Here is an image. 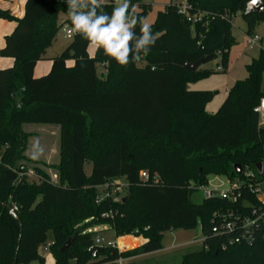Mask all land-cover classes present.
<instances>
[{
  "label": "trees",
  "instance_id": "obj_1",
  "mask_svg": "<svg viewBox=\"0 0 264 264\" xmlns=\"http://www.w3.org/2000/svg\"><path fill=\"white\" fill-rule=\"evenodd\" d=\"M107 1L103 10L111 13L113 0ZM186 1L197 21H188L175 4L165 5L150 24L159 37L139 63L120 66L102 49L90 57L88 42L73 34L49 58L50 69L40 77L33 76L34 65L44 59L58 29L71 26L69 17L58 22L67 5L64 0H26L20 18L0 8V19L15 23L0 48L1 57L14 61L0 68V264H12L15 255L16 264H43L38 248L47 242L48 231L53 239L47 248L55 264H111L119 257L160 250L164 232L197 222L203 244L177 264H264V222L254 227L251 244L231 242L236 231L213 232L214 212L250 208L257 204L252 194L243 191L233 202L191 200L209 175L233 179L238 176L233 165L242 170L261 160L264 129H257L254 108L264 96V50L245 65L246 77L232 84L212 114L205 107L214 93L190 90L187 84L214 71L185 68L203 58V64L219 59L218 71L226 70L230 18L243 16L251 0ZM132 3L144 19L148 5ZM243 19L250 34L264 16ZM97 65L104 72L98 74ZM25 123L59 126L56 165L25 156ZM85 164L91 166L89 174ZM49 168L58 173L55 181ZM28 170L35 181L26 175ZM141 170L159 181H141ZM114 180L123 181L129 198L97 201L101 186ZM5 205L16 206L21 229ZM97 225H108L115 237L144 241L122 252L106 246L93 252L89 248L96 232L88 227ZM68 239L70 245L62 252Z\"/></svg>",
  "mask_w": 264,
  "mask_h": 264
},
{
  "label": "rangeland",
  "instance_id": "obj_2",
  "mask_svg": "<svg viewBox=\"0 0 264 264\" xmlns=\"http://www.w3.org/2000/svg\"><path fill=\"white\" fill-rule=\"evenodd\" d=\"M142 3L148 5L147 15L143 20L152 24L157 11L162 10L165 5L173 3L172 0H141ZM68 18L67 13L60 12L58 14V22L65 21ZM68 24H63L60 27L52 40L51 45L46 49L45 57H53L60 53L62 49L69 43L70 37H66L63 28H66ZM230 27L232 34V45L230 47L228 57H227V67L225 71H218L219 59L212 60L203 65L201 69L212 70L214 73L200 78L194 82H189L187 88L190 90H208L214 93L213 97L205 107L207 114L214 113L218 107L221 105L223 100L226 97L227 91L232 86V84L239 79L246 77L245 65L251 61L253 58H257L261 50H264V19L256 20L251 26L250 31L246 33L247 26L243 19V16L239 13L231 16L230 18ZM248 35H257L260 40L252 45L248 46L246 43V38ZM103 71L100 66L97 65V73L101 74ZM261 87L264 88V73L261 75ZM57 128L55 124H35L27 123L23 125V130L25 132H32V137L28 139V151L27 156L32 158L33 155V146L38 145V148L41 149L43 141L47 139L48 134L53 135L54 133L50 132L49 129ZM55 140H58V136L55 137ZM42 150V154L39 155L37 159L40 161H45L44 163L48 165H56L59 161L58 155H54L52 159L46 160L45 150ZM91 166L89 164L84 165V170L86 173H89ZM50 173V177L57 175L58 173L52 169H46ZM219 180L225 181L226 178L223 175H218ZM32 181H35V177L28 176ZM209 183L215 184L217 181L214 179V175H209ZM119 182L123 183L122 180ZM124 184V183H123ZM126 193L125 187L122 188L119 196H124ZM260 198L264 199V192L259 194ZM203 199V194L200 190L196 191L191 195V200L195 203L201 202ZM91 227H88V229ZM107 239L113 240L115 237L112 231L107 232ZM47 242L45 243L46 249H41V253H45L44 261L45 264H50V259L53 264L55 261L52 258L47 249L49 241L52 240V233L48 231L47 233ZM202 232L197 222L192 228H178L174 230H169L164 232L161 238L162 248L160 250L151 252L146 255L138 256L129 262H124L122 264H177L180 262L182 256L192 250H197L202 245ZM118 246L123 250L133 249L134 242L130 238H122L118 241ZM33 264H37L36 262ZM118 264V263H111Z\"/></svg>",
  "mask_w": 264,
  "mask_h": 264
},
{
  "label": "built area",
  "instance_id": "obj_3",
  "mask_svg": "<svg viewBox=\"0 0 264 264\" xmlns=\"http://www.w3.org/2000/svg\"><path fill=\"white\" fill-rule=\"evenodd\" d=\"M175 4L178 13L185 16L186 19L190 22H195L199 18L198 15H190L187 11L189 8L186 0H172ZM103 2H109L103 0ZM71 26L68 25L66 28H63L65 36L71 37L73 34L70 33ZM260 38L257 35H248L246 38V43L248 46L256 44ZM219 69V67H217ZM254 112L257 115V129H264V96L260 97L258 103L254 108ZM261 163L260 172L255 167L244 166L241 170V173L233 179L227 177L225 181L219 180L218 175H214V179L217 181L215 184H210L209 180L203 185L198 186L203 194V199H214V198H224L230 202H233L241 193L249 192L257 200V204L246 209L234 210L232 207L226 209L225 211H218L213 213V232L224 233V232H233L236 231V236L231 242L239 243L243 242L245 244H251L253 241V230L254 227L259 225L260 222H264V199L260 198L259 194L264 192V148H262L261 160L258 161ZM27 176H33L34 174L31 170H28L26 173ZM139 179L141 181L147 182L151 181L152 183H157L158 177L149 176L147 171L141 170L139 172ZM125 187V184L119 182V180H114L111 182L105 183L101 186V193L97 196V201L113 196L115 199H120V192L122 188ZM245 207L248 205L244 203ZM13 211L16 210V206L11 207ZM243 210V211H242ZM103 216V215H102ZM111 247L116 248L118 251H123L118 246V243L114 241L105 240L100 237L94 238L93 246L89 248L93 249L94 247ZM116 263L122 264L123 258L119 257L115 260Z\"/></svg>",
  "mask_w": 264,
  "mask_h": 264
},
{
  "label": "clouds",
  "instance_id": "obj_4",
  "mask_svg": "<svg viewBox=\"0 0 264 264\" xmlns=\"http://www.w3.org/2000/svg\"><path fill=\"white\" fill-rule=\"evenodd\" d=\"M64 3L71 23L70 33L80 35L94 51L102 49L104 55L120 66L139 63L159 37L139 17L132 0H113L111 13L103 10V0H64ZM40 154L42 150L34 145L32 158Z\"/></svg>",
  "mask_w": 264,
  "mask_h": 264
},
{
  "label": "crops",
  "instance_id": "obj_5",
  "mask_svg": "<svg viewBox=\"0 0 264 264\" xmlns=\"http://www.w3.org/2000/svg\"><path fill=\"white\" fill-rule=\"evenodd\" d=\"M25 1L26 0H0V8L8 10L10 12V14L13 15L14 17L20 18L24 12ZM14 26H15L14 22H10V21L0 19V48L3 46V37L6 34L10 33ZM45 52H46V50H45ZM87 53L90 57H93L95 51L93 49L87 47ZM49 58L45 57V53H44V59L36 62V64L34 65V68H33V72H32L34 77L44 76L45 74L47 75V72L49 71L50 66H51V61L49 60ZM13 64H14V61L12 58H6V57L0 56V68L11 67ZM72 64H73L72 60L66 61L67 66H71ZM100 67H101L102 71L104 72L103 67L102 66H100ZM25 124H27V123H25ZM23 125L24 124L21 125L22 130H23ZM49 131L54 133V134L53 135L48 134L49 137H47V139L45 141H43V145L41 148V149L45 150L44 154L46 155L45 156L46 160L52 159L55 154L58 155V157H59V126L57 125V128L54 127L52 129H49ZM25 133L29 134L28 139L32 137V132H25ZM56 136H58V140H55ZM27 151H28V140H27V145H26V149L24 152L25 156H27V153H26ZM27 158L40 161L37 158L33 159L29 156H27ZM41 162H43V161H41ZM87 174H89V173H87ZM52 180L53 181L56 180V175L52 176ZM88 231H94V232H96L97 237L103 238L105 240L113 241V240L107 239V236H106L107 232L112 231L108 225H97V226L89 228ZM113 235H114V233H113ZM122 238H130L134 242V246L132 248L139 246L144 241L142 239V237L138 238V237H134L132 235H125V236L115 237V240H116L115 243H118V241ZM49 243H51V240L49 241ZM41 249H43V250L46 249L45 244L38 248V253L43 258V264H45L44 257H46V256H45V253L40 252ZM126 250H128V249H126ZM123 251H125V250H123ZM144 255H146V254H144ZM139 256H142V255H139ZM137 257L138 256L125 258V259H123V263L129 262V261H131ZM35 262L37 264H39L37 261H33L29 264H33ZM49 263L53 264L51 259H50ZM113 263H116V261H114Z\"/></svg>",
  "mask_w": 264,
  "mask_h": 264
},
{
  "label": "water",
  "instance_id": "obj_6",
  "mask_svg": "<svg viewBox=\"0 0 264 264\" xmlns=\"http://www.w3.org/2000/svg\"><path fill=\"white\" fill-rule=\"evenodd\" d=\"M249 14H257V15H262L264 16V3H262L261 0H255V2H253V0L249 1L246 3L245 8H244V12H243V16L244 15H249ZM203 58L199 59L198 61L194 62V63H187L185 64V68L187 70H197L201 65H203ZM255 167L257 168V170L260 172L261 170V163L257 162L255 164ZM233 169L237 174L241 173L240 170V166L238 164L233 165ZM129 198V194H125L124 196L121 197V202H125L127 199ZM6 208L9 210V212L13 215V217L17 220L19 228L21 229L22 225H21V221L19 220V218L17 217V215L14 213V211L12 210V208L9 205H5ZM20 235L18 238V244L20 241ZM70 245V239H68L63 246L61 247V251H65V249ZM98 249V247H94L93 248V252H95ZM18 251V245L16 248V253ZM12 264H16V255L13 259Z\"/></svg>",
  "mask_w": 264,
  "mask_h": 264
},
{
  "label": "snow or ice",
  "instance_id": "obj_7",
  "mask_svg": "<svg viewBox=\"0 0 264 264\" xmlns=\"http://www.w3.org/2000/svg\"><path fill=\"white\" fill-rule=\"evenodd\" d=\"M253 2H255V0H253Z\"/></svg>",
  "mask_w": 264,
  "mask_h": 264
}]
</instances>
